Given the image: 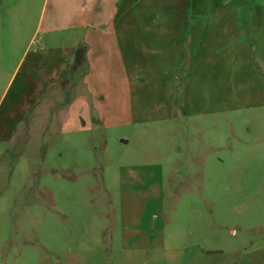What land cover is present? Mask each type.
I'll use <instances>...</instances> for the list:
<instances>
[{
  "label": "rangeland",
  "instance_id": "obj_1",
  "mask_svg": "<svg viewBox=\"0 0 264 264\" xmlns=\"http://www.w3.org/2000/svg\"><path fill=\"white\" fill-rule=\"evenodd\" d=\"M0 264H264V0H0Z\"/></svg>",
  "mask_w": 264,
  "mask_h": 264
},
{
  "label": "crops",
  "instance_id": "obj_2",
  "mask_svg": "<svg viewBox=\"0 0 264 264\" xmlns=\"http://www.w3.org/2000/svg\"><path fill=\"white\" fill-rule=\"evenodd\" d=\"M78 68L80 69L81 67L79 66ZM67 69H68V67L64 69L62 77L64 75L66 76L65 72L67 71ZM74 72H75L74 73L75 77H73V78H76L78 76L76 74L77 73V69ZM79 75H81V74H79ZM82 76H86V73L84 72ZM30 78L35 80V85L38 86V87L50 88L53 85L57 84L56 83L57 77H56V75L54 73V70L47 69L45 65L35 64V69L32 72H30V75L26 78V80H29ZM64 78L65 77H63L61 79H64ZM68 78L73 80V78H71V77H68ZM76 86H78L80 88L81 84L77 83ZM80 100L81 99L79 98V101Z\"/></svg>",
  "mask_w": 264,
  "mask_h": 264
}]
</instances>
